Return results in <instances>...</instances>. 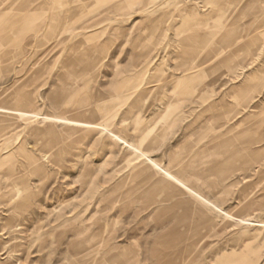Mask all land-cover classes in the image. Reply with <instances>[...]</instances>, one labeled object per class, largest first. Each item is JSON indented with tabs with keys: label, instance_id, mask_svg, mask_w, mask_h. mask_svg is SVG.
Listing matches in <instances>:
<instances>
[{
	"label": "rangeland",
	"instance_id": "374dc122",
	"mask_svg": "<svg viewBox=\"0 0 264 264\" xmlns=\"http://www.w3.org/2000/svg\"><path fill=\"white\" fill-rule=\"evenodd\" d=\"M14 1H2L0 11L12 6L26 9L30 4L29 0ZM159 1L145 6L135 2L118 9L102 7L90 14L89 28L81 34L95 28L102 31L85 43L87 55L82 54L95 64L85 72L91 75L86 86L90 99L84 112L76 109L71 113L99 120L88 112L97 99L113 97L125 79L142 81L138 94L127 100L124 110L119 108L114 128L137 143L141 142L139 134L154 125L143 145L153 158L177 170L193 164L191 172L206 178L192 182L199 192L230 214L264 220V0H244L221 32L203 44L198 41L215 30L194 27L188 21L211 10L222 14L228 9L225 4L233 0ZM40 2L50 12H36L42 26L38 34L23 33L17 26L11 30V40L0 42V104L24 83L37 112L62 114L50 101L69 45H57L54 36L43 37L42 24L55 5L53 0ZM186 8L191 9L187 12ZM150 19H156V26L149 24ZM191 34L196 36L189 40ZM140 37L150 40L147 59L151 61L145 66L146 74L139 75L145 65L139 56L147 49ZM189 54L206 62L204 79L212 80L194 100L190 98L193 94L184 93L194 80L181 77L183 60ZM79 56L76 52L73 57ZM38 65L45 69L35 76ZM177 84L181 87L175 92ZM168 101L176 108L158 124ZM224 113L228 119L223 118ZM138 115L140 122L136 121ZM30 120L0 115V264H97L111 257L107 264H264V229L257 230L252 225L255 222L249 226L232 223L224 214L204 209L211 220L198 226L199 206L188 194L159 187L155 183L159 175L144 168L135 154L94 130L80 129L66 136L62 126L54 125L60 137L52 140L53 148L66 146V150L58 163H51L41 151L48 135L34 133V128L46 127L42 115ZM8 155L15 162L17 175L23 177L17 197L9 196L16 189L6 175ZM31 155L40 158L43 167L39 171L27 166ZM22 196L26 199L20 202ZM88 201L87 210L83 206ZM86 247L87 251L79 252Z\"/></svg>",
	"mask_w": 264,
	"mask_h": 264
},
{
	"label": "bare ground",
	"instance_id": "6f19581e",
	"mask_svg": "<svg viewBox=\"0 0 264 264\" xmlns=\"http://www.w3.org/2000/svg\"><path fill=\"white\" fill-rule=\"evenodd\" d=\"M4 0H0V4L1 2ZM23 0H16L14 1V3L19 4L20 2L22 3ZM54 1V5L55 7H53V9L51 8V14H49V17H47L48 19H44L43 22V26H45L44 29V33H43V37H50V36H54V41L57 45L59 44H68L69 45V53L67 54L66 58L64 59L63 63H62V72H61V79L60 82L58 84H56L54 90H53V95H52V99H51V105H53L54 108H56L57 110H59L60 112H62V114H50V113H39L34 109V101L33 98L30 94V91H28L25 88V84H20L19 86L15 87L11 92H9L5 98L4 104H0V115L1 116H13L16 118H20V119H25V120H30L32 118H38V116L42 115V121L46 124L45 128H34V133L35 134H44V135H48L47 139L44 141L43 143V148L41 149L42 151V157H46L48 158V160L51 163H58L60 158L63 156L64 151L66 150V146L64 147H59V148H53L55 144H53V139L60 137V135H58V133H56V131L54 130L55 128L54 125H60L63 127L66 136H70L71 134H73V132L76 133V131L83 129V130H94L97 132V134H102L107 136L108 138L110 137L113 142L120 144L121 146H123L126 151H130L132 154H135L136 158L141 160V163L143 164L144 168L152 171L154 174L159 175V179H157L155 181V183L159 186L162 187L164 189L170 190V188H174L179 190L182 193H186L188 194L195 203H197V205L199 206L197 208V211L200 215V221L198 223V226H204L205 224H208L209 221L211 220L210 217L205 215V211L204 209L210 210L213 213H222L224 214V217L228 218L229 221H231L232 223H236V224H243L246 226L251 225L250 222H255V228L257 230H262L264 229V220L262 219H250L246 216H241V215H233L228 213L227 211H224L223 208L220 207L219 204H217L216 202H214L213 200H211L209 197L205 196L204 194H202L201 192H199L192 184V182H196V181H200V182H204L206 181L203 177L197 174H194L191 172L190 170V166H192L193 164H190L189 166H187L186 168L182 169V170H177L176 168H174L173 165H164L161 162L157 161L155 158L152 157L151 153L149 152V150L144 148V143L147 141L148 137H150V135L154 132V125L153 127H147L142 133L139 134V140L141 142H133L128 140L125 136L122 135L121 132H119L117 129L114 128L113 126V122L116 120H114L115 116H117L118 110L120 107H122L123 105L125 106V103L127 102V100L131 97H133V94H135L136 92L140 91L142 88V81H132L131 79H125L123 80L122 83H120L119 85V89L116 90V93H114L113 97L111 95L109 96H103L99 99H97L96 104L94 106L93 109H89V114H91V116L93 117H98L99 120H88L87 119H83L80 118L78 116H76L75 114H72L71 112L73 110L79 109V112L82 113L83 108L86 107L88 105L89 99H90V94L88 93V91L86 90V86L88 81L91 78V75L88 73H85L86 70L91 69L94 67L95 64H93V62H91L92 60H87L85 58H82V54L83 55H87V51H86V47H85V43L88 40H91L95 37L98 36V34L102 31L97 30V28H95V30H90L86 33H84V35L81 34V31L88 29L89 26H86V23L90 20L91 16L90 14L92 12H94L95 10H97L98 8H110V9H114V8H124L126 6H129L130 4H133L135 2H138V4L141 3H145V5H152L154 4L156 1L158 0H53ZM161 1V0H160ZM159 1V2H160ZM169 1V0H168ZM173 1V0H172ZM175 1V0H174ZM210 1V0H209ZM39 0H29V6L24 9V8H15V7H6L3 10L0 11V42L2 40H11V38L13 37L11 35V30L13 27H20L21 30L23 31V33L26 34H32L33 36L36 35V33L38 34V32L40 31L42 26H39L37 21L38 18L35 14L37 11H47L49 10L48 7L46 9H44L43 3H38ZM166 2V1H165ZM186 2V1H185ZM244 2V0H233L232 2H228L226 5V7L228 8L227 10L223 11L224 13H220L219 10H211L209 11L210 13H207L206 16H197V14L199 13H195V19L188 21V23L191 26L197 27L200 25H204L207 27H212L213 30L215 31H210L207 32L205 34V39H201V41H198L199 43H206L208 42V40H211L217 33L221 32V30L225 27L226 23L229 21V19L232 17V15L234 14L236 7L239 4H242ZM253 2V1H252ZM206 3V2H205ZM216 3V2H215ZM168 4V3H167ZM170 4V3H169ZM218 4V3H217ZM173 5V4H172ZM209 5V3H208ZM221 5V4H220ZM166 6V5H165ZM168 7V6H167ZM165 7V8H167ZM214 7H216V5H214ZM148 8V7H147ZM176 8V7H175ZM178 8V7H177ZM238 8V7H237ZM44 9V10H43ZM191 8H186L187 12H189ZM215 9V8H214ZM220 10H222L220 8ZM175 11V10H173ZM50 12V11H48ZM47 12V13H48ZM152 12V11H151ZM177 12V10H176ZM186 12V13H187ZM192 12V10H191ZM198 12V11H197ZM183 13V12H182ZM124 14V13H123ZM161 14V13H160ZM184 14V13H183ZM173 15V14H172ZM188 16V15H187ZM186 17V16H185ZM184 17V18H185ZM260 17V16H259ZM172 18V17H171ZM183 18V19H184ZM194 18V17H193ZM139 21V20H138ZM149 24H152L154 26H156V19H150ZM148 23V22H147ZM183 23V21H182ZM184 24V23H183ZM186 24V23H185ZM236 25V24H234ZM233 25V26H234ZM181 25H179L180 27ZM178 27V26H177ZM182 27V26H181ZM237 27V26H236ZM187 28V27H185ZM206 28V27H205ZM238 28V27H237ZM262 29V28H261ZM192 30V29H191ZM178 31V30H177ZM231 31V30H230ZM233 31V28H232ZM196 32V31H195ZM194 32V33H195ZM131 33V32H130ZM234 33V32H233ZM241 33V32H240ZM249 33V32H248ZM187 34V33H186ZM239 34V33H238ZM77 35H81L80 39H76L75 37ZM230 35V34H228ZM127 36V35H126ZM131 36V35H130ZM196 34L194 35H190V39L192 40L194 39L193 37H195ZM231 36V35H230ZM24 37V35L20 36L19 40L22 41V38ZM36 37V36H35ZM184 37V36H183ZM227 37V36H226ZM229 37V36H228ZM236 37V36H235ZM239 37V36H238ZM248 37V35H247ZM102 38V37H101ZM100 38V39H101ZM136 38V37H135ZM186 38V36H185ZM189 38V37H188ZM233 38V37H232ZM140 40H144L142 43H146L147 49L144 53L140 54L139 56V61L141 63H144L145 65L143 66L144 68H142L138 73L140 75V73H145L146 72V65L149 64V62L151 61V59H147V56L150 52V46H149V41H147L149 38L147 37H140ZM187 39V38H186ZM197 39V38H196ZM97 40V39H96ZM178 40V39H177ZM183 40V39H182ZM188 40V39H187ZM252 40V39H251ZM18 41V42H20ZM175 41V40H174ZM184 41V40H183ZM182 41V42H183ZM196 41V40H194ZM213 41V40H212ZM225 43L227 40H223ZM237 41V40H236ZM235 41V42H236ZM239 41V40H238ZM91 42V41H90ZM153 43V42H152ZM174 43V42H173ZM252 43V42H249ZM264 43V42H262ZM176 44H179V42H177ZM253 44V43H252ZM154 45V44H153ZM192 45V43H191ZM210 45V43H209ZM246 45V44H244ZM124 46V45H123ZM160 46V45H159ZM206 46V45H205ZM208 46V43H207ZM224 46V45H223ZM227 46V45H226ZM247 46V45H246ZM101 47V46H100ZM175 47V46H174ZM209 47V46H208ZM220 47V46H219ZM156 48V47H155ZM165 48V47H164ZM206 48V47H205ZM248 48V47H247ZM82 51L81 53H79L78 51ZM257 50V49H256ZM204 51V50H202ZM221 51V49H220ZM258 51V50H257ZM261 51V50H260ZM79 54L80 56L78 58L73 57L75 54ZM201 52V51H200ZM198 51L197 55L200 53ZM218 52V51H217ZM245 52V51H244ZM259 52V51H258ZM105 53V52H104ZM203 53V52H202ZM205 54V53H204ZM212 54V53H211ZM215 54V53H214ZM255 54V53H254ZM151 55V54H150ZM165 55V54H164ZM197 55L194 54H189V56H187L184 60H183V74L181 75L182 78H184L185 76H189V78H192V80H194V82L192 83V87L191 88H186L184 93L189 92L192 96L190 97L192 100H194L196 97L199 96V93L202 89V87L204 85H210L212 83V80H205L204 76H205V71L207 70V67H204L203 64H205L206 62H200L199 58L197 57ZM217 55V54H216ZM215 55V56H216ZM207 56V55H206ZM259 56V55H258ZM152 57V56H151ZM150 57V58H151ZM200 57V55H199ZM155 58V57H154ZM171 58V57H170ZM205 59L207 57H204ZM90 59V58H89ZM153 59V58H152ZM157 59V58H156ZM202 59V58H201ZM98 61V60H97ZM96 61V62H97ZM204 61V59H203ZM216 62V61H215ZM214 62V63H215ZM84 65H83V64ZM213 63V64H214ZM217 63V62H216ZM215 63V64H216ZM225 63V62H224ZM224 63H222L224 65ZM80 64V65H78ZM212 64V63H211ZM218 64V63H217ZM98 65V64H97ZM141 65V64H140ZM227 65V64H226ZM39 66V65H38ZM80 66V67H79ZM148 66V65H147ZM219 68V65H217ZM45 66H39L37 67L33 74H35V76L38 74H40L41 72H43V70ZM98 67V66H97ZM216 67V66H215ZM215 67L212 68L215 70ZM150 68V67H149ZM136 69V68H135ZM160 69V68H159ZM129 70V69H128ZM157 70V69H156ZM130 71V70H129ZM149 71V69H148ZM157 72V71H156ZM159 72V71H158ZM211 72V70H210ZM213 72H217V71H213ZM212 72V73H213ZM136 73V72H135ZM134 73V74H135ZM137 73V75H138ZM126 74V73H125ZM146 74V73H145ZM131 75L130 73L128 74V76ZM136 75V76H137ZM157 75V73L155 74ZM154 75V76H155ZM159 75V73H158ZM161 75V74H160ZM207 75V74H206ZM125 76V75H124ZM127 76V75H126ZM134 76V77H136ZM142 76V74H141ZM149 76V75H147ZM212 76V75H211ZM249 76V75H248ZM99 77V76H98ZM130 77V76H129ZM138 78V76H137ZM141 78V77H140ZM143 78V76H142ZM147 78V77H146ZM156 78V76L154 77ZM180 78V77H178ZM182 78H180L182 80ZM187 78V77H186ZM222 78V77H221ZM33 78H29V80L31 81ZM121 79V78H120ZM136 79V78H135ZM153 79V78H152ZM142 80V79H141ZM147 80V79H146ZM155 80V79H154ZM175 80V79H174ZM179 80V79H178ZM217 80V79H216ZM151 81V80H149ZM153 81V80H152ZM183 81V80H182ZM146 82V81H145ZM148 82V81H147ZM174 82V81H173ZM216 82V81H215ZM264 83V79L262 81ZM119 83V82H118ZM116 82V84H118ZM143 83H144V79H143ZM150 83V82H149ZM160 83V82H159ZM178 83H180V81H178ZM181 84V83H180ZM177 84L174 91H177ZM215 84V83H213ZM155 85V84H154ZM257 85V84H256ZM214 86V85H212ZM116 87V86H115ZM181 87V85H180ZM259 87V85H258ZM153 88V87H152ZM179 88V87H178ZM204 88V87H203ZM154 89V88H153ZM172 90V89H170ZM182 90V89H181ZM184 90V89H183ZM179 91V89H178ZM203 91V89H202ZM151 92V91H150ZM171 92V91H170ZM169 92V93H170ZM182 92V91H181ZM168 93V92H167ZM215 93V92H214ZM138 94V93H136ZM150 94V93H149ZM172 94V92H171ZM169 94V95H171ZM188 94V93H186ZM188 94V95H190ZM168 95V94H167ZM181 95H183L181 93ZM135 96V95H134ZM150 96V95H149ZM174 96V95H173ZM176 96V95H175ZM215 96V94H214ZM110 97V98H109ZM170 97V96H169ZM250 97V96H249ZM248 97V98H249ZM149 98V97H148ZM168 98V96H167ZM178 97H176L177 100ZM172 99V98H171ZM174 99V97H173ZM212 98H210L209 100H211ZM250 99V98H249ZM94 100V99H93ZM130 100V99H129ZM148 100V99H147ZM169 100V99H168ZM191 100V101H192ZM175 101V100H174ZM173 101V102H174ZM214 101V100H213ZM95 102V101H94ZM152 102V101H151ZM169 102V101H168ZM181 103V101H179ZM188 102V101H187ZM178 103V101H177ZM179 103V105H180ZM197 103V102H196ZM127 104V103H126ZM144 104V103H143ZM142 104V105H143ZM172 101L171 103H167V105H165V111L163 112V115H161L159 122L162 123L164 122L171 113H173V110L176 108L172 105ZM182 104V103H181ZM195 104V103H194ZM129 105V104H128ZM146 105V104H145ZM143 105V106H145ZM158 105V104H157ZM187 105V104H186ZM246 105V104H245ZM123 106V110L125 109V107ZM155 106V105H154ZM176 106V104H175ZM178 106V105H177ZM201 106V105H200ZM210 107L213 106V103H210L209 105ZM244 106V105H243ZM181 107V106H180ZM127 108V107H126ZM140 107H138L137 109H139ZM194 109V108H193ZM142 110V108H141ZM157 110V109H156ZM120 111V110H119ZM140 111V110H139ZM148 111V110H147ZM155 111V110H154ZM142 112V111H141ZM139 113V112H138ZM143 113V112H142ZM140 113V114H142ZM153 114V113H152ZM121 115V113H120ZM119 115V116H120ZM136 115V113H135ZM223 116V115H222ZM222 116L219 118L221 119ZM225 116V117H224ZM223 118L224 119H228L229 115L227 113H224ZM134 117V116H133ZM132 118V117H131ZM145 118V117H144ZM179 118V117H178ZM222 118V119H223ZM93 119V118H92ZM239 119V118H238ZM31 121V120H30ZM117 121V120H116ZM115 121V122H116ZM136 121L140 122L141 121V117L138 115L136 117ZM149 121V120H148ZM262 122V121H261ZM156 123V122H155ZM154 124V123H153ZM115 125V124H114ZM254 125V124H253ZM145 126V124L143 125ZM5 127V126H4ZM117 128V127H116ZM145 128V127H144ZM207 128V127H206ZM16 129V128H15ZM140 132V131H139ZM210 133V132H209ZM216 133V132H215ZM64 134V135H65ZM80 134V133H79ZM155 135V133H154ZM208 135V133H207ZM3 134H0V137L2 138ZM158 136V135H157ZM106 137V138H107ZM157 139V138H156ZM4 141V140H3ZM260 142V141H259ZM39 143V142H38ZM114 143V144H115ZM139 143V144H138ZM244 144V143H243ZM252 144V143H250ZM191 146V145H189ZM188 146V147H189ZM111 149V148H110ZM94 150V149H93ZM12 155V154H11ZM11 155H8L6 157V161L10 162V165L8 166V170L6 172V175L8 176V179L10 181V186L13 189H16V193H13L11 195H9L10 197H14L20 193V190H22V187L20 186V182L23 181V177H21L20 175H17L19 172L16 171V166H15V162L14 160L11 158ZM84 155V154H83ZM18 156V155H17ZM185 158V157H184ZM134 159V158H133ZM135 160L134 162L138 161ZM79 160V159H78ZM68 161V160H67ZM105 161V160H104ZM132 161V160H131ZM133 162V163H134ZM103 163V162H102ZM196 163V162H195ZM87 164V163H86ZM105 164V163H104ZM103 164V165H104ZM115 164V163H114ZM135 164V163H134ZM30 165L33 170L39 171L43 166L42 163L40 161V158L35 157L34 155L30 156V159L28 161L27 166ZM102 165V166H103ZM138 165V164H137ZM136 165V166H137ZM101 166V165H100ZM132 166V165H131ZM134 166V165H133ZM193 167V166H192ZM135 168V166H134ZM133 169V168H132ZM192 169V168H191ZM103 170V169H102ZM143 170V169H142ZM131 172V171H130ZM142 172V171H141ZM108 174V173H107ZM204 175V173H203ZM85 176V175H84ZM95 176V175H94ZM117 178V177H115ZM114 178V179H115ZM25 180V179H24ZM145 180V179H144ZM115 183V182H114ZM109 187V186H108ZM95 189H99V188H95ZM101 189V188H100ZM96 191V190H95ZM109 191V190H108ZM107 191V192H108ZM91 193V192H90ZM88 193V195L90 194ZM97 192L91 193L92 195H94ZM99 193V191H98ZM97 193V194H98ZM101 193V192H100ZM87 195V196H88ZM96 195V194H95ZM99 195V194H98ZM69 196V195H68ZM91 196V195H90ZM101 196V195H100ZM15 197V198H16ZM78 197V196H77ZM89 197V196H88ZM19 198V197H18ZM17 198V199H18ZM95 198V197H94ZM22 199V200H21ZM26 198L23 196L20 198V202L25 200ZM97 199V198H96ZM90 200V199H89ZM17 203V201H16ZM30 203V202H29ZM82 203V202H81ZM91 201H88L87 203L84 204V209L89 208ZM83 204V203H82ZM17 205V204H16ZM78 205V204H77ZM94 205V204H93ZM98 205V203H97ZM15 206V205H14ZM23 206V205H22ZM21 206V207H22ZM26 206V205H24ZM23 206V207H24ZM71 206V205H70ZM69 206V207H70ZM79 206V205H78ZM76 206V207H78ZM73 207V206H72ZM75 207V208H76ZM93 207V206H92ZM112 207V205H111ZM15 208V207H14ZM17 208V207H16ZM61 208V207H59ZM67 209V207H65ZM79 208V207H78ZM82 208V207H81ZM101 208V207H100ZM26 209V208H25ZM55 209V208H54ZM58 209V207H57ZM63 210V209H62ZM81 210V209H79ZM98 210V209H97ZM100 210V209H99ZM56 211V210H55ZM54 211V212H55ZM58 211V210H57ZM68 211V210H66ZM75 211V210H74ZM78 211V210H77ZM76 211V213H77ZM86 211V210H85ZM53 212V213H54ZM94 212V211H92ZM98 212V211H97ZM102 212V211H101ZM75 215H78L76 214ZM86 213V212H85ZM96 213V212H94ZM93 213V214H94ZM66 214V213H65ZM71 214H73L71 212ZM52 216V213L50 214ZM48 215V218L49 216ZM58 215V214H57ZM61 215V214H60ZM64 215V214H63ZM67 215V214H66ZM96 215V214H95ZM56 216V215H55ZM54 218V217H53ZM59 220V215L58 218H55ZM91 219V218H89ZM52 220V219H51ZM64 220V219H63ZM38 223V222H37ZM50 224V223H49ZM52 225V224H51ZM55 225V224H54ZM58 225V224H57ZM48 226V225H47ZM55 227V226H54ZM47 228V227H46ZM58 228V227H57ZM55 229V228H54ZM53 229V231H55ZM79 228H77L78 230ZM37 230V229H36ZM76 230V231H77ZM41 231V230H40ZM43 234L44 235V230ZM47 232V231H46ZM78 232V231H77ZM50 233V232H49ZM37 234V232L35 233V235ZM39 236V235H38ZM42 236L40 237V239H38L39 241L41 240ZM43 239V238H42ZM193 241H195V238H193ZM43 242V240H42ZM82 243L78 242V244L80 245ZM42 244V243H41ZM39 248V247H38ZM112 248V247H111ZM188 248V247H187ZM88 250V247L86 248H81L79 250V252H83L85 250ZM41 250V249H40ZM86 250V251H87ZM110 250V249H109ZM107 250V251H109ZM112 258V257H111ZM111 258H105L100 262H97V264H107L108 261Z\"/></svg>",
	"mask_w": 264,
	"mask_h": 264
}]
</instances>
